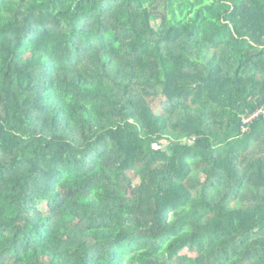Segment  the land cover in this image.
<instances>
[{"label":"trees","instance_id":"obj_1","mask_svg":"<svg viewBox=\"0 0 264 264\" xmlns=\"http://www.w3.org/2000/svg\"><path fill=\"white\" fill-rule=\"evenodd\" d=\"M0 264H264V0H0Z\"/></svg>","mask_w":264,"mask_h":264}]
</instances>
